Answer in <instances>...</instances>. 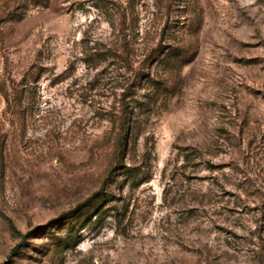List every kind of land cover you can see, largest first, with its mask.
I'll return each mask as SVG.
<instances>
[{
	"label": "rangeland",
	"instance_id": "1",
	"mask_svg": "<svg viewBox=\"0 0 264 264\" xmlns=\"http://www.w3.org/2000/svg\"><path fill=\"white\" fill-rule=\"evenodd\" d=\"M0 264H264V0H0Z\"/></svg>",
	"mask_w": 264,
	"mask_h": 264
}]
</instances>
